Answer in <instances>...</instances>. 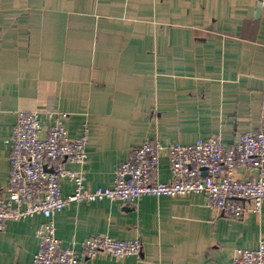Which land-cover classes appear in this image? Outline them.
I'll return each mask as SVG.
<instances>
[{"label":"crops","instance_id":"0c3cea01","mask_svg":"<svg viewBox=\"0 0 264 264\" xmlns=\"http://www.w3.org/2000/svg\"><path fill=\"white\" fill-rule=\"evenodd\" d=\"M48 110L64 115L70 138L87 131L84 164L66 168L82 171L89 189L111 186L145 140L233 145L264 127L260 0H0V188L17 114ZM158 178L170 180L166 154ZM60 188L62 197L74 190L67 178ZM43 221L8 222L0 264H30ZM54 223L64 247L99 234L142 244L138 256L84 264H230L235 249L264 240V201L259 214L230 220L198 194L95 200L67 205Z\"/></svg>","mask_w":264,"mask_h":264},{"label":"built area","instance_id":"2783aa9c","mask_svg":"<svg viewBox=\"0 0 264 264\" xmlns=\"http://www.w3.org/2000/svg\"><path fill=\"white\" fill-rule=\"evenodd\" d=\"M260 3L264 9V0ZM63 118L52 110L19 112L11 132L10 174L0 188V232L8 222L35 215L44 218L36 229L39 246L30 264H84L102 256L122 260L141 254L139 240L103 234L86 238L78 248L64 247L56 236L54 217L71 203L106 199L133 206L144 196L198 194L217 217L241 220L249 211L261 212L264 127L243 133L233 145L217 136L193 145L145 140L118 165L111 186L89 189L82 171L66 168L69 163L84 164L87 131L70 138ZM163 154L169 162L168 182L158 178ZM64 178L74 187L67 197L61 195ZM230 264H264V240L256 249H235Z\"/></svg>","mask_w":264,"mask_h":264},{"label":"water","instance_id":"95a60500","mask_svg":"<svg viewBox=\"0 0 264 264\" xmlns=\"http://www.w3.org/2000/svg\"><path fill=\"white\" fill-rule=\"evenodd\" d=\"M258 11L260 12V9H258Z\"/></svg>","mask_w":264,"mask_h":264}]
</instances>
